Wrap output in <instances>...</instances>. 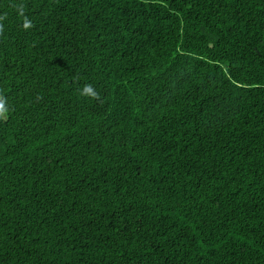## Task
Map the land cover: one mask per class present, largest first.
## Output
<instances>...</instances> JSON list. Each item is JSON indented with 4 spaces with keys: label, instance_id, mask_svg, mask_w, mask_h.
<instances>
[{
    "label": "trees",
    "instance_id": "trees-1",
    "mask_svg": "<svg viewBox=\"0 0 264 264\" xmlns=\"http://www.w3.org/2000/svg\"><path fill=\"white\" fill-rule=\"evenodd\" d=\"M0 100V264H264V0H0Z\"/></svg>",
    "mask_w": 264,
    "mask_h": 264
},
{
    "label": "clouds",
    "instance_id": "clouds-1",
    "mask_svg": "<svg viewBox=\"0 0 264 264\" xmlns=\"http://www.w3.org/2000/svg\"><path fill=\"white\" fill-rule=\"evenodd\" d=\"M25 29L31 27V23L30 22H25L24 24ZM82 96H86V97H91L93 99H97L98 98V94L93 90V88L89 85L86 86L82 92H81ZM7 107L5 102H3L2 100H0V116H5L7 114Z\"/></svg>",
    "mask_w": 264,
    "mask_h": 264
}]
</instances>
